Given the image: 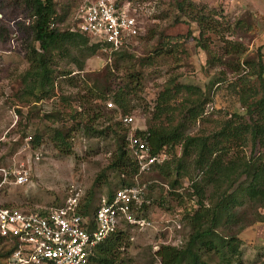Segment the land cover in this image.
<instances>
[{
  "label": "rangeland",
  "instance_id": "obj_1",
  "mask_svg": "<svg viewBox=\"0 0 264 264\" xmlns=\"http://www.w3.org/2000/svg\"><path fill=\"white\" fill-rule=\"evenodd\" d=\"M56 1L64 6V0ZM85 1L65 0L70 11L59 24L62 28L75 20L76 11ZM116 1H122L127 14L137 21V35L127 45L132 58L124 62L117 61L115 68L111 53L100 51V54L86 59L82 71H76L72 61L60 57L55 60V68L60 71L73 70L70 74L77 81L70 85L67 77L57 71L49 95L33 101L32 97H20V77L29 67L25 55L31 43L28 28L30 11L23 0H0V167L8 169L9 173L17 168L27 171V181L23 184H13L12 174L8 176L0 187L1 204L26 210L54 207L61 205L70 193L77 191L79 211L82 212L83 206H88L87 212L91 213L101 195L118 187L121 177L125 175H120L118 170L109 166L115 148V136L111 131H105L106 125L114 123L117 117L116 112L111 113L114 104L107 99L104 108H99L100 115L88 120L83 110H89V105H81L82 101L79 100V96L86 91L79 81L86 77L84 72H88L84 83L89 85L93 78L100 79L99 74H103L105 66H109L115 74L109 77L111 88L120 85L125 73L131 68L141 73L136 94L130 102L133 108L129 114L133 122L123 125L128 131L127 135L136 129H143L146 121L168 125L181 122L187 133L206 135L209 143L217 142L218 146L223 147L221 153L225 154L224 160L237 156L248 157L251 153L262 151L264 156V149L258 144L251 152L249 140L234 146L233 141L229 144L224 139L214 137L216 129L232 113H237L240 116L238 121L243 123L264 122L260 114L256 111L246 114L235 96L223 90V84L211 87L209 94L205 91L210 80L218 76L230 79L235 75L234 70L244 71L234 61L228 67L219 63V58L224 61L229 56L226 53L239 49L241 54L236 58H241L253 55L260 48L264 61V0H189L193 7L192 13L206 15L205 20L201 21L206 29L202 36L199 35L198 24L176 9L177 0ZM239 18L243 19L245 27H235ZM159 43H162L161 52L156 54ZM184 85L199 88L207 96L188 92ZM95 101L98 102L97 99ZM107 102L111 106H107ZM155 105H159L162 111L156 113L153 120ZM33 107L38 110L36 116L32 114ZM42 113L55 117L43 121ZM85 121L93 131L87 132L81 127ZM76 122L81 126L75 127ZM22 125L24 137L18 138ZM59 126L69 130L66 144L56 143L51 137L52 129ZM101 130L104 132L99 134ZM37 132L42 133V136L38 144L32 146L26 137L32 138ZM117 132L120 133L119 130ZM172 152L180 153L179 144L172 150L168 149V159ZM157 173L153 170L144 175L148 181L159 185H153L151 189L153 200L150 198V204L135 212L136 216L145 217L155 225L136 227L121 222L117 230L121 229L126 235L109 264H159L158 257L151 250L152 245L167 238L169 245L177 248L185 245L192 227L184 216L185 213L187 216L191 214L193 200L184 199L183 194L180 202L174 195L169 197L165 182L161 180L163 178L159 179ZM187 180V177L180 178V186H186ZM260 212L264 213V210L260 209ZM166 220L168 224L176 220L181 228L174 235H166L160 230ZM245 220L243 217L239 223L243 225ZM221 225L219 227L222 230ZM232 225L230 230H236L237 225ZM207 226V221H203L195 245L203 264H264V221L253 222L237 231L239 244L236 253L221 248L223 240L218 233H223L220 229L215 234L208 231ZM230 230L227 229V232L230 233ZM3 244L0 243V248ZM5 245L8 247V244Z\"/></svg>",
  "mask_w": 264,
  "mask_h": 264
},
{
  "label": "trees",
  "instance_id": "obj_2",
  "mask_svg": "<svg viewBox=\"0 0 264 264\" xmlns=\"http://www.w3.org/2000/svg\"><path fill=\"white\" fill-rule=\"evenodd\" d=\"M23 2L28 7L31 16L28 24L31 43L27 46L25 55L29 67L20 77L22 84L20 97H32L35 101L48 96L53 89L54 74L60 71L55 68V60L60 57H67V60L75 64L76 71H82L86 59L99 53L100 47L99 44L92 42L88 35L76 29V20L64 28L59 25L66 18V13L70 11L68 3L65 5V0L64 6L57 3L56 0H23ZM117 3L120 5L122 1ZM175 7L198 24L199 35L202 36L206 29L201 21L205 20L206 15L204 13H192L193 7L189 0H177ZM236 21V28L245 27L242 18ZM161 44L159 43L158 52L155 51L156 54L161 52ZM127 45L128 43L111 53L110 57L115 68H117V61L124 62L132 58ZM201 47L205 46L201 45ZM240 52L237 49L233 53H226L229 56H226L224 61L219 58L218 62L228 67L234 61L236 66L244 71L234 70L235 75L230 79L218 76L210 80L205 91L209 94L211 87H218L223 84V90L235 96L236 101L245 109L246 114L256 111L264 119V61L262 52L260 48H257L253 55H242V59L236 58L239 57ZM72 72L73 70L69 69L60 71L62 76L67 77L70 85L77 81L71 76L70 73ZM102 72L103 74H99L100 79L93 78L89 85L84 83L88 76V72H84L86 77L79 81L86 87V91L84 95L79 96V100L82 101L81 105H89V110H83V114L88 120L96 119L100 115L99 108H104L107 99H110L114 104L111 113L115 114L116 112L117 117L114 123L106 125L105 131L109 130L115 136V148L109 166L118 170L120 175L126 176L121 177L118 186L149 182L144 189V198L149 199L150 202L152 199L151 189L159 184H153L152 181L144 178V175L156 170L159 179L163 178L161 180L165 182L166 194L169 197L174 195L178 202L182 200L183 195L184 199L193 200L194 207L191 214L187 216L188 214L185 213L184 216L192 227L185 245L181 248L168 244L160 245L156 251H152L153 255L158 257L159 264H203L198 251L195 250L197 239L200 237L199 229L203 221H207L208 231L215 234L218 233V229L221 230L219 226L222 224L221 232L223 235L218 233L223 240L221 248L224 247L226 252L236 253L239 244L237 231L253 222L264 221V213L260 212V209L264 210L263 151L257 154L251 153L248 157L237 156L224 160L225 154L221 153L224 150L223 147L218 146L217 142L209 143L206 135L187 133L183 123L177 122L168 125L146 121L143 129H136L133 133L146 142L149 153L154 154L164 150L167 154L168 149L172 150L176 144L180 146V153L172 152L171 158H167L161 165L153 167L147 173L138 175L132 155L126 146L128 131L123 127L124 123L121 118L130 115L129 111L133 108L130 102L136 94L141 73L131 68L125 73L124 80L120 85L117 84L115 88H111L109 77L114 76V72L109 66H105ZM184 87L188 92L202 94L203 97L207 96L199 88H193L189 85H184ZM33 108L32 114L36 116L38 110ZM154 109L153 120L157 116L156 113L162 111L159 105H155ZM231 116L216 129L214 137L224 139L229 144L233 141L234 146L249 140L252 146L251 152L257 144L264 149V122L243 123L238 121L240 116L237 113H232ZM54 117L51 114H41L43 121L52 120ZM74 126L81 125L76 122ZM81 127L87 132L93 131L87 126L86 121ZM21 129L18 138L24 137L23 125ZM68 132L69 130L64 126L54 127L51 137L56 143L66 144L65 139ZM102 132L104 131L101 130L98 133L101 134ZM41 136L42 133L37 132L32 138L30 137L29 142L32 146L38 144ZM171 177L172 180H169ZM182 177L188 179V184L184 187L179 184ZM113 190L107 195H111ZM180 190L181 192H179ZM160 199L163 201L162 197ZM205 203L208 205L206 206ZM145 206L143 205V207ZM83 208L82 212H79L84 215L88 213L89 207L83 206ZM135 212L136 210H133V215L139 217L136 216ZM249 215L251 216L248 218ZM243 217L246 220L242 225L239 222ZM232 224L237 225V229L234 231L229 228ZM227 229L230 230V233L227 232ZM125 235L121 229H115L109 233L94 247L92 253L87 257L86 264L111 263L115 252L123 244ZM0 243H4L1 238ZM12 249L13 246L7 247L5 243L0 248L1 264H6V259Z\"/></svg>",
  "mask_w": 264,
  "mask_h": 264
},
{
  "label": "built area",
  "instance_id": "obj_3",
  "mask_svg": "<svg viewBox=\"0 0 264 264\" xmlns=\"http://www.w3.org/2000/svg\"><path fill=\"white\" fill-rule=\"evenodd\" d=\"M75 20L76 29L88 35L92 42L99 44L100 51L107 54L137 35V21L116 0H87L76 11ZM106 104L111 106V103ZM132 119L131 115H125L121 121L128 125ZM26 139L30 140V136ZM126 146L138 175L147 173L168 158L164 150L149 153L146 142L133 132L127 135ZM11 174L13 184L27 181L24 168L9 173L8 169L0 167V187ZM147 183L118 186L111 195H101L94 210L84 215L79 212L77 191L70 193L59 206L31 211L0 203V238L8 247L13 246L6 264H86L94 247L121 222L153 227L155 224L151 220L135 217L132 213L150 204L149 199L144 198ZM180 228L176 220L171 224L166 220L160 230L166 235H174ZM167 243L168 238L152 245V250Z\"/></svg>",
  "mask_w": 264,
  "mask_h": 264
}]
</instances>
